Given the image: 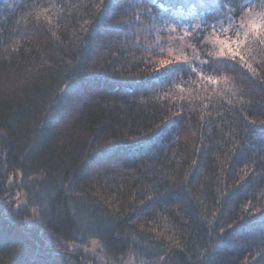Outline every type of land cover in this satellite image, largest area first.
Wrapping results in <instances>:
<instances>
[{"label": "trees", "instance_id": "16d2710c", "mask_svg": "<svg viewBox=\"0 0 264 264\" xmlns=\"http://www.w3.org/2000/svg\"><path fill=\"white\" fill-rule=\"evenodd\" d=\"M91 240L264 264V0H0V264Z\"/></svg>", "mask_w": 264, "mask_h": 264}, {"label": "rangeland", "instance_id": "374dc122", "mask_svg": "<svg viewBox=\"0 0 264 264\" xmlns=\"http://www.w3.org/2000/svg\"><path fill=\"white\" fill-rule=\"evenodd\" d=\"M12 183L16 184L15 182H12ZM21 195L22 193L20 191H16V194L14 195L15 200H19L17 201V203L19 204H21L22 202L21 197H20ZM80 249L83 254L89 255L94 260H96L98 264H138L135 261H133L129 256H121L118 258L107 257L101 252L100 247L97 241L95 240L89 241L88 244L80 247Z\"/></svg>", "mask_w": 264, "mask_h": 264}]
</instances>
